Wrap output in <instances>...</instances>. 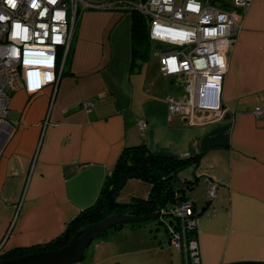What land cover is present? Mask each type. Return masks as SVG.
I'll return each instance as SVG.
<instances>
[{"label":"crops","instance_id":"crops-1","mask_svg":"<svg viewBox=\"0 0 264 264\" xmlns=\"http://www.w3.org/2000/svg\"><path fill=\"white\" fill-rule=\"evenodd\" d=\"M89 1L100 7L84 10L56 87L11 96L12 133L0 154V251L61 234L96 202L122 150L144 144L159 155H201L187 168L198 179L188 194L200 210L195 237L173 241L160 222L128 224L93 240L74 264L264 263V115L254 112L264 109V0L236 9L243 28L222 93L231 117L202 125L169 111L167 97L180 89L160 73L158 45L156 60L135 61L132 12ZM232 1L215 0L229 9ZM87 100L90 111L82 107ZM205 178L217 184L213 198ZM141 183L125 187L134 192L136 184L139 194Z\"/></svg>","mask_w":264,"mask_h":264},{"label":"built area","instance_id":"built-area-1","mask_svg":"<svg viewBox=\"0 0 264 264\" xmlns=\"http://www.w3.org/2000/svg\"><path fill=\"white\" fill-rule=\"evenodd\" d=\"M251 2L233 0V9H227L205 0H114L101 7L138 11L147 19L150 39L159 47L160 73L172 77L180 89L167 97L169 111L191 125H202L231 114L222 93L228 55L243 28L236 9ZM88 7L100 5L89 0H0V154L12 133V94L20 88L36 93L46 85L56 87ZM82 107L90 111L94 101H84ZM254 112L264 115L261 107ZM139 125L145 129L147 122L140 120ZM204 181L213 198L217 184L210 178ZM194 206L192 200H182L174 208L181 229L173 241L180 240L185 228L196 227ZM195 245L191 241L192 253Z\"/></svg>","mask_w":264,"mask_h":264},{"label":"trees","instance_id":"trees-1","mask_svg":"<svg viewBox=\"0 0 264 264\" xmlns=\"http://www.w3.org/2000/svg\"><path fill=\"white\" fill-rule=\"evenodd\" d=\"M212 3L229 9L226 4H219L215 0ZM132 21V42L135 61L145 62L150 57L154 45L149 36V24L147 19L138 11H132ZM200 156V154H196L177 158L159 155L150 151L144 144L124 148L112 173L105 179L96 202L73 217L61 234L45 243L19 246L0 252V259L12 258L38 250L58 249L68 243L75 233L86 225L112 215L141 217L162 211L166 216L171 217L165 227L167 231L171 232L173 238L176 229H181V222L173 213L174 208L182 200H191L188 192L192 191L198 183L197 178H182L181 172L197 165ZM134 178L149 184L148 195L145 197L134 196L128 203L121 202L119 200L121 191L128 180ZM194 209L195 213L191 217L195 219L200 214V210L196 205ZM159 218L157 217L158 222L161 223L162 221ZM153 219L120 223L110 230L119 229L128 224H141ZM108 231L102 233L96 239L105 236ZM182 235H185L187 240L194 238L196 235L195 226L185 228ZM235 264L264 263L240 262Z\"/></svg>","mask_w":264,"mask_h":264},{"label":"water","instance_id":"water-1","mask_svg":"<svg viewBox=\"0 0 264 264\" xmlns=\"http://www.w3.org/2000/svg\"><path fill=\"white\" fill-rule=\"evenodd\" d=\"M225 117H231L227 113ZM166 216L162 211L137 217L130 215H112L98 222L86 225L64 246L54 250H38L20 256L0 259V264H74L80 262L89 244L102 233L120 223L145 221Z\"/></svg>","mask_w":264,"mask_h":264},{"label":"rangeland","instance_id":"rangeland-1","mask_svg":"<svg viewBox=\"0 0 264 264\" xmlns=\"http://www.w3.org/2000/svg\"><path fill=\"white\" fill-rule=\"evenodd\" d=\"M108 1H114V0H108ZM155 44V43H154ZM155 46V45H154ZM151 60H156L157 56L155 55V52H153L151 54ZM191 169H187V170H184L181 172V177L182 178H187V179H191L192 178V173H191ZM139 185V184H138ZM135 185L132 186V189H134L135 191L132 192L129 185H127L125 188H123V190L121 191V196H119V200L121 202H124V203H128L131 201V197L132 195H137V196H142V197H145L147 195V191H146V183H141V187L142 190H140L138 193L139 194H134L136 191H138V187H135ZM148 186V185H147ZM192 191H189L188 194H190ZM171 217L169 216H163V217H160L159 219H161V224L158 225L160 227L161 230H164V226L167 225L169 223V220H170ZM175 221V219H174ZM146 222H156L157 224L158 223V219L157 218H154L153 220H150V221H146ZM93 245V244H92Z\"/></svg>","mask_w":264,"mask_h":264},{"label":"snow or ice","instance_id":"snow-or-ice-1","mask_svg":"<svg viewBox=\"0 0 264 264\" xmlns=\"http://www.w3.org/2000/svg\"><path fill=\"white\" fill-rule=\"evenodd\" d=\"M13 2H14V0H13Z\"/></svg>","mask_w":264,"mask_h":264}]
</instances>
